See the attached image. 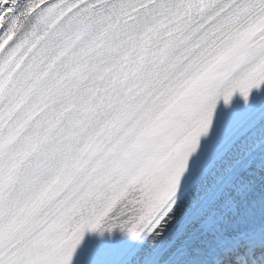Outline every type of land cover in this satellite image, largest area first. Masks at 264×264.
Wrapping results in <instances>:
<instances>
[{
    "label": "snow or ice",
    "instance_id": "6c2138e0",
    "mask_svg": "<svg viewBox=\"0 0 264 264\" xmlns=\"http://www.w3.org/2000/svg\"><path fill=\"white\" fill-rule=\"evenodd\" d=\"M256 152L264 0H0V264H264Z\"/></svg>",
    "mask_w": 264,
    "mask_h": 264
},
{
    "label": "bare ground",
    "instance_id": "6f19581e",
    "mask_svg": "<svg viewBox=\"0 0 264 264\" xmlns=\"http://www.w3.org/2000/svg\"><path fill=\"white\" fill-rule=\"evenodd\" d=\"M263 164H264V163H263ZM260 167H261V165L258 166V167H255V168H256L257 171H259ZM257 179H258V182H259V178H257ZM129 264H132V261H131Z\"/></svg>",
    "mask_w": 264,
    "mask_h": 264
}]
</instances>
